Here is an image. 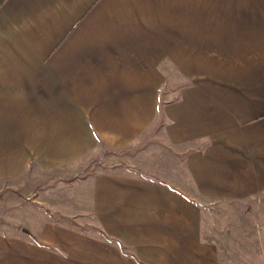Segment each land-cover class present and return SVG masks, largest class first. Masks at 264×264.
I'll list each match as a JSON object with an SVG mask.
<instances>
[{"label":"crops","instance_id":"crops-1","mask_svg":"<svg viewBox=\"0 0 264 264\" xmlns=\"http://www.w3.org/2000/svg\"><path fill=\"white\" fill-rule=\"evenodd\" d=\"M185 65L211 95L162 105ZM30 100L0 111V179L24 120L59 179L0 264H220L216 214L264 196V0H0V103Z\"/></svg>","mask_w":264,"mask_h":264},{"label":"rangeland","instance_id":"rangeland-1","mask_svg":"<svg viewBox=\"0 0 264 264\" xmlns=\"http://www.w3.org/2000/svg\"><path fill=\"white\" fill-rule=\"evenodd\" d=\"M183 67V72L168 73V85L160 90L162 105L176 101L180 90L185 87L192 88L197 95H211V71H190L187 70L189 66ZM32 106L31 100L22 105L8 103L4 106L0 103V111L31 112ZM15 121L9 119V127ZM23 123L24 128L8 130L11 133L8 147L14 150L18 148L19 154L22 151L28 166L18 175L12 172L15 169H9L7 179H0V229L17 232L30 239L33 233L40 230L41 224L49 219L45 207L40 208L43 212L37 208L40 196L47 191L49 181L59 178L48 168L52 163L51 153L47 152L48 146H51L50 143L53 145L56 137L34 135L33 120H24ZM40 123L47 121L40 120ZM15 132L22 135L16 136ZM242 208V213L235 212L229 216L216 214L213 228L220 244V264H264V196L259 200L248 201Z\"/></svg>","mask_w":264,"mask_h":264}]
</instances>
